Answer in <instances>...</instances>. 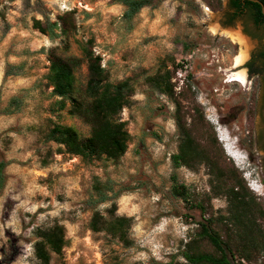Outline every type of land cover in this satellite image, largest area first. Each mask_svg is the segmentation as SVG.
Listing matches in <instances>:
<instances>
[{
  "label": "rangeland",
  "instance_id": "374dc122",
  "mask_svg": "<svg viewBox=\"0 0 264 264\" xmlns=\"http://www.w3.org/2000/svg\"><path fill=\"white\" fill-rule=\"evenodd\" d=\"M227 3L223 0V10L214 12L202 0H156L128 22L125 7L113 0H0V163H6L0 188V264L36 262L35 231L57 223L66 228L68 246L52 264L187 263L181 253L195 237L202 214L172 194L173 175L190 189L194 202L206 206L207 217L226 215L228 201L215 194L216 179L205 165L196 171L173 167L172 155L180 143L176 100L144 81L164 66L174 71L181 116L194 137L208 146L213 129L225 164L231 161L243 174L264 210V99L260 79H250L245 68L256 44L241 33L240 23L236 29L220 25ZM71 10L77 11L75 39L95 38V52L102 55L112 82L140 77L131 105L121 114L132 140L118 162L87 163L58 154V145L45 140L51 121L73 126L84 136L90 131L66 111L49 110L56 98L47 86V52L58 47L62 56H81L79 45L70 39L66 52L60 39L50 40L32 28L34 18L54 21ZM241 54L246 59L235 67ZM9 65L22 66L15 70L21 75L5 78ZM185 65L186 80L179 91L174 80L180 68L185 74ZM237 72L245 73L246 86L227 83ZM87 74L85 65L77 71L80 88ZM14 97L23 99L22 108L1 114ZM193 108L203 114L196 123ZM96 178L113 188L109 195L117 196L116 215L132 220L131 245L90 230L94 211L109 217L113 205L95 203ZM202 249L213 251L206 243Z\"/></svg>",
  "mask_w": 264,
  "mask_h": 264
},
{
  "label": "trees",
  "instance_id": "16d2710c",
  "mask_svg": "<svg viewBox=\"0 0 264 264\" xmlns=\"http://www.w3.org/2000/svg\"><path fill=\"white\" fill-rule=\"evenodd\" d=\"M115 4L125 7L124 20L130 22L143 8L152 7L156 0H113ZM208 7L218 12L223 10V0H202ZM259 3L251 0H232L231 7L239 14L253 13L258 25L264 24V0ZM76 10L64 12L56 20L48 17L33 19L32 28L39 31L50 40H59L66 52L70 51V39L79 45L81 56H62L59 48L48 50L49 62L46 75L47 86L52 88L51 95L56 100L50 106V112L57 114L66 111L73 118L81 120L90 129L89 135H82L75 127L51 121L45 132V140L58 145V154L67 153L79 156L90 163L94 160L120 161L126 154L132 136L123 121V110L131 105L136 91L137 74L118 82H112L110 73L103 66V57L96 54L94 37L86 41L75 39L79 27ZM264 57V52L262 53ZM87 67V80L84 88L79 87L77 71ZM22 66L9 65L5 78L21 75ZM174 71L164 66L154 75L146 76L144 81L153 90L175 99L177 103V122L180 130L178 152L172 155L174 169L186 167L196 171L205 165L215 181V194H224L228 201L226 215L214 217L209 214L201 202H194L190 189L178 182L173 175L172 194L182 199L187 206L197 209L202 214L194 238L184 245L182 257L187 263L175 260L166 264H256L264 255V210L258 198L249 190L243 174L233 163H226L224 151L212 129L208 146L202 145L192 134L181 116V104L177 101L172 83ZM23 99L14 97L9 107L1 114L10 115L22 108ZM193 121L203 119V114L193 108ZM197 117V118H196ZM52 150H49L51 154ZM45 165L48 164L44 161ZM6 163H0V188L4 187ZM96 204L113 202L117 197L109 195L113 188L102 183L98 178L93 185ZM108 209L109 217L100 211H94L90 222V230L94 233L104 232L126 246L131 245L129 232L132 220L126 216L116 215V204ZM34 255L36 262L31 264H52L53 257H62L68 246L66 228L57 223L48 228H38L35 231ZM202 243L212 247V252L202 249ZM264 264V259H263Z\"/></svg>",
  "mask_w": 264,
  "mask_h": 264
},
{
  "label": "flooded vegetation",
  "instance_id": "af4514ba",
  "mask_svg": "<svg viewBox=\"0 0 264 264\" xmlns=\"http://www.w3.org/2000/svg\"><path fill=\"white\" fill-rule=\"evenodd\" d=\"M231 3L232 0H228L220 25L223 28L236 29L237 23H240L242 26L241 33L255 42L256 48L252 52L250 59L245 63V68L250 79L255 77L260 79L264 99V57H262L264 52V24L258 25L254 20L253 13L250 12L237 16L236 13L238 12L231 7ZM177 81L176 79L175 88L178 85Z\"/></svg>",
  "mask_w": 264,
  "mask_h": 264
},
{
  "label": "bare ground",
  "instance_id": "6f19581e",
  "mask_svg": "<svg viewBox=\"0 0 264 264\" xmlns=\"http://www.w3.org/2000/svg\"><path fill=\"white\" fill-rule=\"evenodd\" d=\"M233 39L241 42V44H243L245 46L247 44L245 40L242 41L240 38L234 37ZM246 56H247L246 54H241V55L237 56L235 67L241 66L244 63ZM227 83H240V84L246 86L248 84V81H247V77H246L244 72H237V73L229 75Z\"/></svg>",
  "mask_w": 264,
  "mask_h": 264
},
{
  "label": "built area",
  "instance_id": "2783aa9c",
  "mask_svg": "<svg viewBox=\"0 0 264 264\" xmlns=\"http://www.w3.org/2000/svg\"><path fill=\"white\" fill-rule=\"evenodd\" d=\"M206 9H207V11L209 10V8H206ZM184 68L186 69L185 74L183 73L182 68H180L177 72V76H178L177 80L179 81V83H178L176 89L179 91L182 89V85L184 84V81L186 80V73H187L188 65H185ZM174 81H176V79Z\"/></svg>",
  "mask_w": 264,
  "mask_h": 264
},
{
  "label": "water",
  "instance_id": "95a60500",
  "mask_svg": "<svg viewBox=\"0 0 264 264\" xmlns=\"http://www.w3.org/2000/svg\"><path fill=\"white\" fill-rule=\"evenodd\" d=\"M252 2H255V3H259V1L258 0H251Z\"/></svg>",
  "mask_w": 264,
  "mask_h": 264
}]
</instances>
